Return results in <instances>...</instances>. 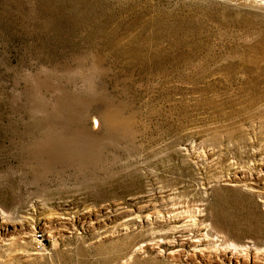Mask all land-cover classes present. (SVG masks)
<instances>
[{
  "label": "rangeland",
  "instance_id": "obj_1",
  "mask_svg": "<svg viewBox=\"0 0 264 264\" xmlns=\"http://www.w3.org/2000/svg\"><path fill=\"white\" fill-rule=\"evenodd\" d=\"M0 264H264V0H0Z\"/></svg>",
  "mask_w": 264,
  "mask_h": 264
}]
</instances>
